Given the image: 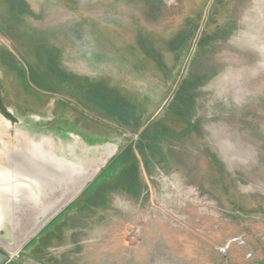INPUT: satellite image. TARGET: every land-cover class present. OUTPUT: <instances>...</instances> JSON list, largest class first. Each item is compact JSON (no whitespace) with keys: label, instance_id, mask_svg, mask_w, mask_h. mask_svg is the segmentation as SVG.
Wrapping results in <instances>:
<instances>
[{"label":"rangeland","instance_id":"374dc122","mask_svg":"<svg viewBox=\"0 0 264 264\" xmlns=\"http://www.w3.org/2000/svg\"><path fill=\"white\" fill-rule=\"evenodd\" d=\"M119 103L136 120H118ZM5 153L53 181L22 179L37 204L23 203L27 219L42 218L47 190L56 202L73 186L65 164L100 165L44 234L79 222L64 213L112 211L129 244L163 229L168 264H264V0H0ZM20 228L2 218L8 264H32L43 230L14 250Z\"/></svg>","mask_w":264,"mask_h":264},{"label":"crops","instance_id":"0c3cea01","mask_svg":"<svg viewBox=\"0 0 264 264\" xmlns=\"http://www.w3.org/2000/svg\"><path fill=\"white\" fill-rule=\"evenodd\" d=\"M67 219H78L79 222L67 227H60L61 224L67 225L65 222L56 223L46 234L43 232L48 226H43V230L30 241L33 243L32 264H168L170 260L175 262L172 250L160 236L163 229L155 231L149 227L146 241L129 244L125 222L120 221L115 212H97L90 215L68 212L64 213L63 221ZM168 238L171 240L170 236Z\"/></svg>","mask_w":264,"mask_h":264},{"label":"bare ground","instance_id":"6f19581e","mask_svg":"<svg viewBox=\"0 0 264 264\" xmlns=\"http://www.w3.org/2000/svg\"><path fill=\"white\" fill-rule=\"evenodd\" d=\"M32 150L36 155H41L47 163L48 167L50 166L49 163L52 162L53 157L52 153H50L46 149L33 148ZM30 164H21L17 156H10L9 154H7L4 158H0V223L2 221V218L6 216L10 218L11 221L14 220L18 225L21 226L18 232L20 238L16 240L14 250H17L20 245L25 241V239L36 233L43 226L44 223L49 222L52 219L51 217H53L56 212H58V210L61 208V206L64 205L65 201H67V193H64L60 198L62 200H58L41 219H27L29 216L31 217V213L33 211H24V209H22V207L24 208L23 203H27L28 205V198H33L32 201L34 200V206L32 205L30 208H34L35 206H37V204H35V194L28 195V193L24 194L23 192H21L22 194H18L19 191L22 190L21 188L24 186V184L22 183V179L36 181L40 183L43 188L44 186H46L45 184L51 187V184L53 182L47 179L41 180L38 177V171L36 172V170L39 169L34 164V161H32ZM28 166H30V168H28ZM99 167L100 165L92 168L90 171L85 173H78L76 171H73L72 167L68 164H65L64 167H61V169L64 171L72 172L77 182V185L81 187L91 177H93V172L95 171V168L97 170ZM58 185H63V181L60 180ZM11 197L15 198V202L11 204L10 207V201H7V198L11 199ZM33 220L35 223H33Z\"/></svg>","mask_w":264,"mask_h":264},{"label":"trees","instance_id":"16d2710c","mask_svg":"<svg viewBox=\"0 0 264 264\" xmlns=\"http://www.w3.org/2000/svg\"><path fill=\"white\" fill-rule=\"evenodd\" d=\"M82 93L85 95H88V93L86 92V90H82ZM118 108V115L116 116V118L118 120H120L121 122H127V124L132 120L135 119L137 111L131 107L128 104H117L116 105ZM109 110V109H106ZM111 111V110H110ZM131 117V118H130ZM148 132V131H147ZM146 131H144V133L141 134V138H140V142L137 144V148L139 150V154L144 157L146 159V157L148 156V150L150 147V143H151V138H147L146 136H148ZM147 141V142H145ZM131 163H132V168L129 169L127 172L129 173V175L131 174H135V180L137 179V169H138V161L135 157L132 156L131 158Z\"/></svg>","mask_w":264,"mask_h":264},{"label":"water","instance_id":"95a60500","mask_svg":"<svg viewBox=\"0 0 264 264\" xmlns=\"http://www.w3.org/2000/svg\"><path fill=\"white\" fill-rule=\"evenodd\" d=\"M63 175H64V178L65 177H70L69 179L71 180V182L73 183V186H71L67 191V201H65L64 205L61 206V208L58 210V212H56L55 215H57L69 202H71L81 191L82 189L86 186V184L92 179V177L86 182L83 184V186L79 187L77 185V182L75 180V177L73 176L72 172H68V171H64L63 172ZM94 177V176H93ZM54 215V216H55ZM53 216V217H54ZM51 217V218H53ZM46 223L43 224V226H45ZM42 226V227H43ZM41 227V228H42ZM40 228V229H41ZM39 229V230H40ZM35 234V233H34ZM33 234V235H34ZM32 236V235H31ZM12 257H11V254H7V253H4L0 250V264H8L10 261H11Z\"/></svg>","mask_w":264,"mask_h":264},{"label":"flooded vegetation","instance_id":"af4514ba","mask_svg":"<svg viewBox=\"0 0 264 264\" xmlns=\"http://www.w3.org/2000/svg\"><path fill=\"white\" fill-rule=\"evenodd\" d=\"M27 146H29L31 149H33V148H37V149H46L44 146H38V145H35V144H28L27 143ZM47 150V149H46ZM48 151V150H47ZM50 152V151H49ZM7 154L5 153V154H0V158H4L5 156H6ZM98 166V165H97ZM96 167V166H95ZM94 168V167H93ZM99 169V168H98ZM98 169L96 170V168H95V171L93 172V176H94V174L98 171ZM4 173H5V171H4ZM46 186H44V188L45 189H47V188H50V186L49 185H47V184H45ZM49 190H47V194H46V196L49 198V200L47 201V203H44V205L41 207V209H40V211H39V215L41 216V217H43L45 214H46V212L49 210V209H51L52 207H53V205L57 202H54V201H51L50 200V193L48 192ZM66 193V192H65ZM59 200H62V199H59ZM32 209V208H31ZM32 216V215H31ZM33 223H35L34 222V220H33ZM20 238V236H19V234H18V238L17 239H19ZM16 239V240H17Z\"/></svg>","mask_w":264,"mask_h":264}]
</instances>
